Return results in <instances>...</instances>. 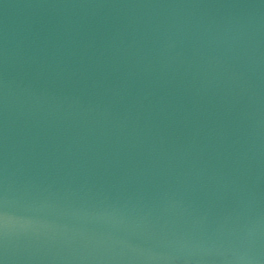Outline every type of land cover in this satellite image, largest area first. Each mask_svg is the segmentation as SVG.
<instances>
[{"label":"water","instance_id":"obj_1","mask_svg":"<svg viewBox=\"0 0 264 264\" xmlns=\"http://www.w3.org/2000/svg\"><path fill=\"white\" fill-rule=\"evenodd\" d=\"M3 264H264V0H0Z\"/></svg>","mask_w":264,"mask_h":264},{"label":"snow or ice","instance_id":"obj_2","mask_svg":"<svg viewBox=\"0 0 264 264\" xmlns=\"http://www.w3.org/2000/svg\"><path fill=\"white\" fill-rule=\"evenodd\" d=\"M0 264H3V262H2V261H0Z\"/></svg>","mask_w":264,"mask_h":264}]
</instances>
